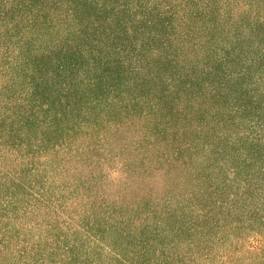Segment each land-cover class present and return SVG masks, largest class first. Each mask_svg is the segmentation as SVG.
<instances>
[{
	"label": "trees",
	"instance_id": "obj_1",
	"mask_svg": "<svg viewBox=\"0 0 264 264\" xmlns=\"http://www.w3.org/2000/svg\"><path fill=\"white\" fill-rule=\"evenodd\" d=\"M0 264H264V0H0Z\"/></svg>",
	"mask_w": 264,
	"mask_h": 264
}]
</instances>
